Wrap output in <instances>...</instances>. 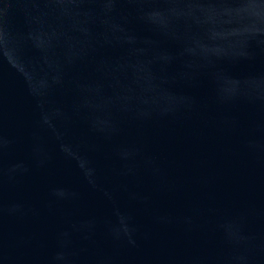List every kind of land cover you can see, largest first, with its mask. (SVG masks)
<instances>
[{"label": "water", "instance_id": "95a60500", "mask_svg": "<svg viewBox=\"0 0 264 264\" xmlns=\"http://www.w3.org/2000/svg\"><path fill=\"white\" fill-rule=\"evenodd\" d=\"M0 264H264V0H0Z\"/></svg>", "mask_w": 264, "mask_h": 264}]
</instances>
